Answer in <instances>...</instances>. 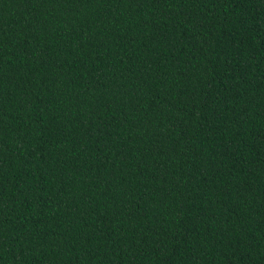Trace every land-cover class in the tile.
<instances>
[{
	"label": "trees",
	"instance_id": "obj_1",
	"mask_svg": "<svg viewBox=\"0 0 264 264\" xmlns=\"http://www.w3.org/2000/svg\"><path fill=\"white\" fill-rule=\"evenodd\" d=\"M0 264H264V0H0Z\"/></svg>",
	"mask_w": 264,
	"mask_h": 264
}]
</instances>
